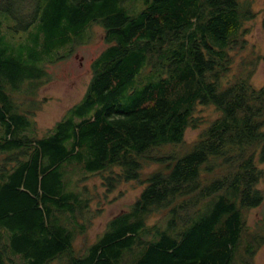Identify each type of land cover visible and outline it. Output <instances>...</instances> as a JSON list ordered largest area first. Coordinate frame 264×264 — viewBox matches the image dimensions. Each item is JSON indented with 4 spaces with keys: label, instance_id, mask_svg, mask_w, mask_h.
Here are the masks:
<instances>
[{
    "label": "trees",
    "instance_id": "trees-1",
    "mask_svg": "<svg viewBox=\"0 0 264 264\" xmlns=\"http://www.w3.org/2000/svg\"><path fill=\"white\" fill-rule=\"evenodd\" d=\"M254 15L247 0H0V264H255L264 234L245 239L244 211L264 202V85L251 81L264 54L231 74ZM93 25L107 45L81 100L29 133L14 94ZM93 175L107 192L142 188L75 250Z\"/></svg>",
    "mask_w": 264,
    "mask_h": 264
},
{
    "label": "rangeland",
    "instance_id": "rangeland-1",
    "mask_svg": "<svg viewBox=\"0 0 264 264\" xmlns=\"http://www.w3.org/2000/svg\"><path fill=\"white\" fill-rule=\"evenodd\" d=\"M247 1L255 15L244 25L247 30L244 36L247 43L246 50L233 52L236 55L231 74L236 71L237 64L244 54L248 52L250 55L254 53V56L264 54V0ZM90 32V36L86 37L87 40L76 46L68 56L46 63L47 79L44 78L36 87H28V91L22 90L14 94V99L22 112L33 122L29 133L38 136L48 133L54 123L81 100L92 77V62L107 45L102 28L93 25ZM251 81L257 87L264 85V60L257 65ZM197 112L211 117L217 114L213 108L200 106ZM199 132L200 128H188L186 141L194 139ZM154 167L156 166L151 165L146 170ZM261 184L263 185V182ZM86 185L92 197L87 213L90 220L86 231L78 234L74 240L75 250H81L93 243L103 232L107 220L118 212L128 209L142 188L138 181H129L120 184L114 191L107 192L101 186L98 175L90 176ZM244 219L248 227V237L245 239L250 238V230L264 234V202L258 207L244 211ZM254 263L264 264V244L255 253Z\"/></svg>",
    "mask_w": 264,
    "mask_h": 264
}]
</instances>
